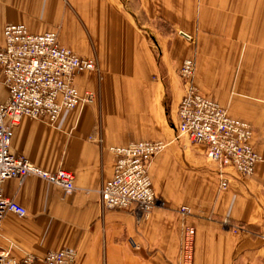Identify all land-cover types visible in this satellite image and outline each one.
<instances>
[{
  "label": "crops",
  "instance_id": "1",
  "mask_svg": "<svg viewBox=\"0 0 264 264\" xmlns=\"http://www.w3.org/2000/svg\"><path fill=\"white\" fill-rule=\"evenodd\" d=\"M8 24L34 34L56 29L61 45L95 58L99 70L75 76L95 102L54 125L24 118L15 128L12 152L45 171L72 172L76 191L64 195L35 176L7 180L5 197L28 215L6 216L0 251L41 259L73 249L78 264H180L193 227L194 264H264V161L250 178L226 169L222 190L218 165L178 131V71L193 59L201 94L252 124L264 158V0H0V47ZM139 141L169 144L150 167L152 213L103 212L99 191L116 159L110 148Z\"/></svg>",
  "mask_w": 264,
  "mask_h": 264
},
{
  "label": "built area",
  "instance_id": "2",
  "mask_svg": "<svg viewBox=\"0 0 264 264\" xmlns=\"http://www.w3.org/2000/svg\"><path fill=\"white\" fill-rule=\"evenodd\" d=\"M0 47V233L7 215L20 218L28 215L25 207L4 195L9 179L35 176L60 187L64 195L76 191L75 175L61 170L48 172L34 165L25 156L12 152L14 130L24 118L46 120L54 125L66 111L96 101L93 92H81L75 85L80 72H96L93 59L79 56L61 45L57 31L31 33L23 24H8ZM185 94L178 109L179 133L205 148L206 158L218 165L220 188L229 182L226 169L231 168L244 178L252 177L264 158L253 145V126L230 116L220 104L203 96L194 84L195 63L186 60L180 71ZM166 148L163 142L139 141L128 146L110 148L115 155L113 177L99 191L103 210L135 209L148 217L157 202L150 175L153 160ZM190 215L187 207L180 210ZM238 232L240 227H234ZM196 229L186 227L180 249V264H194ZM78 264L73 249L49 251L43 258L27 254L16 259L10 251H0V264Z\"/></svg>",
  "mask_w": 264,
  "mask_h": 264
},
{
  "label": "rangeland",
  "instance_id": "3",
  "mask_svg": "<svg viewBox=\"0 0 264 264\" xmlns=\"http://www.w3.org/2000/svg\"><path fill=\"white\" fill-rule=\"evenodd\" d=\"M56 30V29H55ZM54 30V31H55ZM189 39H191V38H189ZM84 58V57H83ZM87 59H93V60H95L96 61V64H97V66H98V70H99V65H98V61L95 59V58H87ZM187 60H192L194 63H195V60H193V59H187ZM186 61V60H185ZM184 61V62H185ZM184 62H182V64H181V66H180V68H179V71H178V74H179V78H180V80H181V82H182V84H183V86L185 87V85H184V81H183V79L181 78V75H180V71H181V68H182V66H183V64H184ZM97 70V71H98ZM195 71H196V64H195ZM195 76V75H194ZM201 93V92H200ZM184 94H185V91H184ZM184 96V95H183ZM180 105V104H179ZM178 109H179V107H178ZM231 116V115H230ZM178 118H179V116H178ZM235 118V117H234ZM243 120V119H242ZM246 121V120H245ZM248 122V121H247ZM250 123V122H249ZM251 124V123H250ZM252 125V124H251ZM254 129V128H253ZM155 142H163V141H155ZM165 145H166V148L160 153V154H162L166 149H167V147H168V143H166V142H163ZM254 145V144H253ZM159 154V155H160ZM158 155V156H159ZM115 161H116V159H115ZM151 167V166H150ZM150 175H151V173H150ZM152 178V177H151ZM153 187H154V185H153ZM155 191V190H154ZM156 194V193H155ZM157 198V197H156ZM103 210V209H102ZM107 210H103V212H106ZM183 240V239H182ZM19 260V259H18ZM35 264H44L43 262H41V261H38V262H36Z\"/></svg>",
  "mask_w": 264,
  "mask_h": 264
}]
</instances>
